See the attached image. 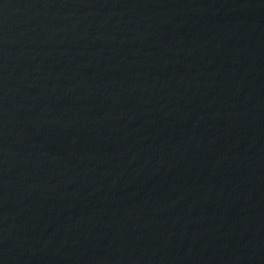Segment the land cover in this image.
<instances>
[{"label":"water","instance_id":"95a60500","mask_svg":"<svg viewBox=\"0 0 264 264\" xmlns=\"http://www.w3.org/2000/svg\"><path fill=\"white\" fill-rule=\"evenodd\" d=\"M0 264H264V0H0Z\"/></svg>","mask_w":264,"mask_h":264}]
</instances>
